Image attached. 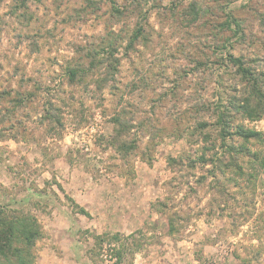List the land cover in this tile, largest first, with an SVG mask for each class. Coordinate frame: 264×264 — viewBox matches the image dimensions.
<instances>
[{"label":"rangeland","instance_id":"rangeland-1","mask_svg":"<svg viewBox=\"0 0 264 264\" xmlns=\"http://www.w3.org/2000/svg\"><path fill=\"white\" fill-rule=\"evenodd\" d=\"M228 53L263 66L264 0H0V210L40 226L33 264H264V119L234 116L260 136L226 139L215 177L186 162L238 83Z\"/></svg>","mask_w":264,"mask_h":264},{"label":"trees","instance_id":"trees-1","mask_svg":"<svg viewBox=\"0 0 264 264\" xmlns=\"http://www.w3.org/2000/svg\"><path fill=\"white\" fill-rule=\"evenodd\" d=\"M232 24L237 27V31H233L234 34L240 33V27L234 18L233 20H226V27L229 30ZM141 34L142 31L136 29L129 45L132 46ZM102 46L107 49V52L101 58L93 53V46L92 48H81L80 53L84 55L87 63L78 61L69 67L67 74L69 82L73 84L82 83L83 79L89 74H91L89 76L93 75L92 70L97 65H103L109 61L108 56H112L111 51L115 47L105 43V41ZM225 56V61L229 63L234 71L238 83L235 84V87L227 90L226 101L219 98L215 103L216 107L211 115L212 124L202 121L198 125L197 140L202 145L201 150L195 159L189 157L186 160L191 169H195L196 163L201 164V167L210 165L213 169L212 171L207 170L206 173H212L213 177L217 173L223 172L224 168L234 166V159H231L230 163L222 164L224 162L223 154L227 150L223 149L224 153H219V146H221L220 148L226 147L229 150L235 149L232 146H226V139L233 140L234 136H237L247 143L253 139H258L260 136L258 132L247 129L243 125L235 127L233 132L231 122L234 116L237 115L243 120L250 121L264 119V64L262 67L255 64L261 59L248 61L244 57H234L230 53ZM262 62L264 63V60ZM230 92L233 94L231 95ZM48 113V110L42 111V115H48ZM113 122L112 144L116 151L126 158L132 151L138 149V145L132 140L124 139L125 134L129 133L130 129L121 114H118ZM217 142H220L221 145H218ZM243 152L242 147L235 151L239 155ZM172 163H176V161L172 160ZM169 223L170 230L173 231V221L169 219ZM40 236L41 228L31 216L26 215L21 210H0V264H33L35 260L34 245ZM118 264H121V259Z\"/></svg>","mask_w":264,"mask_h":264}]
</instances>
